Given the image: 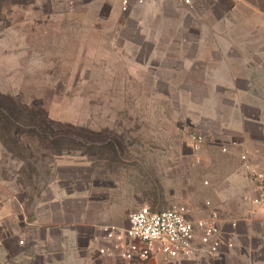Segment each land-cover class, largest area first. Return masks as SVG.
Wrapping results in <instances>:
<instances>
[{
  "label": "rangeland",
  "instance_id": "1",
  "mask_svg": "<svg viewBox=\"0 0 264 264\" xmlns=\"http://www.w3.org/2000/svg\"><path fill=\"white\" fill-rule=\"evenodd\" d=\"M145 5L0 0V264L194 263L124 260L103 228L143 204L224 208V152L191 135L224 118V76L264 71V28L224 0ZM60 190L84 195L100 232L37 247L31 219ZM81 205L67 201L70 220Z\"/></svg>",
  "mask_w": 264,
  "mask_h": 264
},
{
  "label": "crops",
  "instance_id": "2",
  "mask_svg": "<svg viewBox=\"0 0 264 264\" xmlns=\"http://www.w3.org/2000/svg\"><path fill=\"white\" fill-rule=\"evenodd\" d=\"M224 1L231 12L239 11L242 6L248 8L254 26L264 28V0ZM150 3L151 0H146L143 4L148 6ZM141 5H134L131 9ZM224 89V118L222 112L206 117L216 123V128L205 133L201 147L217 145L224 152V208L218 210L221 226L234 246H224L218 258L206 256L193 264H264V210L254 202L256 183L242 158L243 154H247L249 163L264 169V71H253L252 75L224 76ZM70 200L82 204V214L74 221L67 217V201ZM83 200L82 194L60 190L38 205V212L30 222L35 246L54 244L55 230L59 232L62 248L76 249L86 245H81V241H93L95 233L100 231L85 218L90 202L86 204ZM205 209L202 215L211 207L206 206ZM84 231L91 233L86 237Z\"/></svg>",
  "mask_w": 264,
  "mask_h": 264
},
{
  "label": "built area",
  "instance_id": "3",
  "mask_svg": "<svg viewBox=\"0 0 264 264\" xmlns=\"http://www.w3.org/2000/svg\"><path fill=\"white\" fill-rule=\"evenodd\" d=\"M181 1L187 7H193L196 2ZM144 2L146 0H119L123 11ZM205 138L201 133H193L194 148L199 149ZM242 158L256 183L254 202L264 210V169L249 163L247 154ZM206 206L211 207V202L207 201ZM103 232L115 253L127 261L159 259L171 263L205 256L218 258L224 246H234L221 226L220 211L212 207L204 215L194 217L185 205L155 210L149 204H143L130 213L127 225H107Z\"/></svg>",
  "mask_w": 264,
  "mask_h": 264
},
{
  "label": "trees",
  "instance_id": "4",
  "mask_svg": "<svg viewBox=\"0 0 264 264\" xmlns=\"http://www.w3.org/2000/svg\"><path fill=\"white\" fill-rule=\"evenodd\" d=\"M19 119H20V118L17 117V118H15V119H10V120H12V121L14 122L15 125H19V124H18L19 122H23V121H24L23 118H22L23 121H22L21 119H20V120H19ZM16 132H19V131H16ZM49 136H56V135H49ZM58 137H59V136H58Z\"/></svg>",
  "mask_w": 264,
  "mask_h": 264
}]
</instances>
